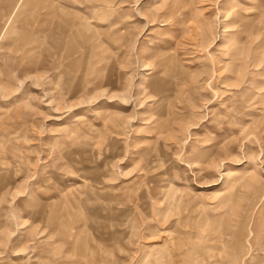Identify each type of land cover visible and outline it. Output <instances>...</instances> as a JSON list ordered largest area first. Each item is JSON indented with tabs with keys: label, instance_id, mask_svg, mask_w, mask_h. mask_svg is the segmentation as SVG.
Returning <instances> with one entry per match:
<instances>
[{
	"label": "rangeland",
	"instance_id": "obj_1",
	"mask_svg": "<svg viewBox=\"0 0 264 264\" xmlns=\"http://www.w3.org/2000/svg\"><path fill=\"white\" fill-rule=\"evenodd\" d=\"M0 264H264V0H0Z\"/></svg>",
	"mask_w": 264,
	"mask_h": 264
}]
</instances>
